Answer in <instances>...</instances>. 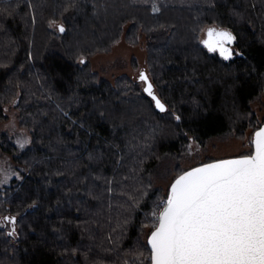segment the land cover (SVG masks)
<instances>
[{
  "label": "trees",
  "instance_id": "16d2710c",
  "mask_svg": "<svg viewBox=\"0 0 264 264\" xmlns=\"http://www.w3.org/2000/svg\"><path fill=\"white\" fill-rule=\"evenodd\" d=\"M210 27L235 37L229 59L201 44ZM122 33L146 38L165 111L92 69ZM263 95L264 0H0V122L13 107L30 134L19 151L0 133L22 169L0 189V264H150L172 180L214 159L184 165L210 138L252 137Z\"/></svg>",
  "mask_w": 264,
  "mask_h": 264
},
{
  "label": "snow or ice",
  "instance_id": "6c2138e0",
  "mask_svg": "<svg viewBox=\"0 0 264 264\" xmlns=\"http://www.w3.org/2000/svg\"><path fill=\"white\" fill-rule=\"evenodd\" d=\"M205 36L200 42L209 52L225 60L233 55L231 32L208 28ZM139 79L163 112L147 75L141 72ZM251 143L250 155L202 164L172 181L162 209L153 213L150 264H264V127ZM6 180L5 175L0 183Z\"/></svg>",
  "mask_w": 264,
  "mask_h": 264
},
{
  "label": "rangeland",
  "instance_id": "374dc122",
  "mask_svg": "<svg viewBox=\"0 0 264 264\" xmlns=\"http://www.w3.org/2000/svg\"><path fill=\"white\" fill-rule=\"evenodd\" d=\"M204 34L202 33V38L205 37ZM146 56V38L144 35H141L138 43L132 44L125 39L124 33H122L121 38L113 43L108 51L97 52L91 55L89 59L92 69L97 71L102 77L113 81L121 74H126L131 79L137 81L142 69L147 72ZM140 83L141 86L144 85V82L141 80ZM252 108L260 119L264 117V95L252 103ZM13 109V107L7 109L8 117L6 120L0 122V133L7 132L21 150V143L26 141L24 146L29 144L30 134L25 128L19 126ZM252 138L253 135L249 138L247 134L244 138L235 136L210 138L205 143L203 149H196L198 152L193 161L184 163V165L188 166L209 158L216 159L241 155L250 150L249 142ZM0 172H2L0 180H3L5 175L7 176L6 182L0 183V189L9 185L13 180L20 179L22 175V169L15 164L12 155L4 150L2 151V149H0ZM156 182L158 184L161 183L159 180Z\"/></svg>",
  "mask_w": 264,
  "mask_h": 264
},
{
  "label": "water",
  "instance_id": "95a60500",
  "mask_svg": "<svg viewBox=\"0 0 264 264\" xmlns=\"http://www.w3.org/2000/svg\"><path fill=\"white\" fill-rule=\"evenodd\" d=\"M210 28H212V27H210ZM206 38V37H205ZM232 45V44H231ZM230 45V47H231V49H232V51H233V48H232V46ZM141 72H144L146 75H147V77H148V80H149V82L152 84V86H153V92H154V94L156 95V97L161 101V103L164 105V107H165V110H166V108H167V105H166V103L159 97V95L154 91V85H153V83H152V81H151V79H150V77L148 76V74H147V72H146V70H144V69H142L141 71H140V73ZM140 75V74H139ZM138 79H139V77H138ZM140 80V79H139ZM146 85H145V83H144V85H143V89H144V87H145ZM147 94V93H146ZM154 102V101H153ZM154 105H155V102H154ZM155 108H156V106H155ZM158 111H160L158 108H156ZM164 110V111H165ZM261 127H264V122L257 128V129H255V131L253 132V135H254V133L256 132V131H258ZM253 150H254V148H252V152H253ZM251 152V153H252ZM250 153V154H251ZM250 154H243V155H250ZM239 156H242V155H234V156H227V157H222V158H216V159H212V160H209V161H206V162H203V163H199V164H196V165H194V166H192V167H190V168H188V169H186V170H184V171H182L180 174H178L177 176H179V175H181L183 172H185V171H188V170H190V169H192V168H195V167H199V166H201L202 164H207V163H212V162H214V161H217V160H222V159H231V158H236V157H239ZM176 176V177H177ZM175 177V178H176ZM174 178V179H175ZM173 179V180H174ZM172 180V181H173ZM172 183V182H171ZM171 183H170V185H171ZM170 185H169V188H170ZM169 190V189H168ZM166 199H167V197H166ZM163 207V206H162ZM162 209V208H161ZM149 235H150V233H149Z\"/></svg>",
  "mask_w": 264,
  "mask_h": 264
},
{
  "label": "crops",
  "instance_id": "0c3cea01",
  "mask_svg": "<svg viewBox=\"0 0 264 264\" xmlns=\"http://www.w3.org/2000/svg\"><path fill=\"white\" fill-rule=\"evenodd\" d=\"M10 136V135H9ZM11 137V136H10ZM12 138V137H11ZM13 140V139H12ZM14 142V141H13ZM30 143V142H29ZM26 146H24V147H22V149L23 148H25ZM18 148V147H17ZM0 149H1V147H0ZM18 150L20 151V149L18 148ZM3 151V150H2ZM15 162V161H14ZM16 164V163H15ZM17 165V164H16Z\"/></svg>",
  "mask_w": 264,
  "mask_h": 264
},
{
  "label": "flooded vegetation",
  "instance_id": "af4514ba",
  "mask_svg": "<svg viewBox=\"0 0 264 264\" xmlns=\"http://www.w3.org/2000/svg\"><path fill=\"white\" fill-rule=\"evenodd\" d=\"M213 28V27H212ZM207 30V29H206Z\"/></svg>",
  "mask_w": 264,
  "mask_h": 264
}]
</instances>
